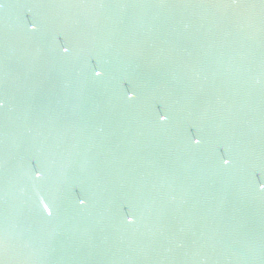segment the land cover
Wrapping results in <instances>:
<instances>
[{"label": "water", "instance_id": "95a60500", "mask_svg": "<svg viewBox=\"0 0 264 264\" xmlns=\"http://www.w3.org/2000/svg\"><path fill=\"white\" fill-rule=\"evenodd\" d=\"M2 2L0 264H264V0Z\"/></svg>", "mask_w": 264, "mask_h": 264}, {"label": "snow or ice", "instance_id": "6c2138e0", "mask_svg": "<svg viewBox=\"0 0 264 264\" xmlns=\"http://www.w3.org/2000/svg\"><path fill=\"white\" fill-rule=\"evenodd\" d=\"M4 6H5V3H3L2 0H0V8H4ZM36 27H37L36 24L35 23H32V24L29 25V30H33L34 31L36 29ZM62 50H63V52L65 54H67V53H69L71 51V49L69 47H67V46H64L62 48ZM93 72H94V75L97 78H99V77H101L103 75V70L102 69H94ZM134 96H135V93L134 92H129V94H128V98L129 99H133ZM160 120L161 121H166L167 120V115L166 114H161L160 115ZM192 141H193L194 144H197V145H199L201 143V140L199 139V137H193L192 138ZM223 163L225 165H228L230 163V160L229 159H224L223 160ZM35 175H36L37 178H40V177H42L43 174L39 170H37L35 172ZM262 186H264V185H261L260 187L261 188H264ZM79 203L80 204H84L85 201L83 199H81L79 201ZM45 210H48V206L47 205H45ZM128 219H129V222H131L134 218L130 216Z\"/></svg>", "mask_w": 264, "mask_h": 264}, {"label": "clouds", "instance_id": "9594fccd", "mask_svg": "<svg viewBox=\"0 0 264 264\" xmlns=\"http://www.w3.org/2000/svg\"><path fill=\"white\" fill-rule=\"evenodd\" d=\"M262 187H264V186H262Z\"/></svg>", "mask_w": 264, "mask_h": 264}]
</instances>
